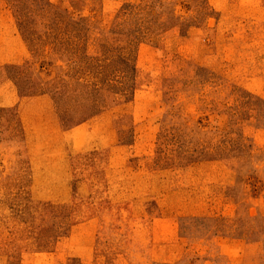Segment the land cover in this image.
Masks as SVG:
<instances>
[{"label":"rangeland","instance_id":"rangeland-1","mask_svg":"<svg viewBox=\"0 0 264 264\" xmlns=\"http://www.w3.org/2000/svg\"><path fill=\"white\" fill-rule=\"evenodd\" d=\"M0 264H264V0H0Z\"/></svg>","mask_w":264,"mask_h":264}]
</instances>
